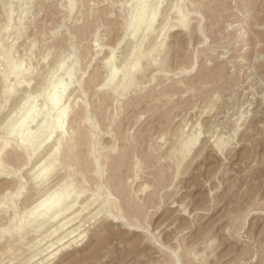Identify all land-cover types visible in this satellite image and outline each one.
<instances>
[{"label": "rangeland", "instance_id": "1", "mask_svg": "<svg viewBox=\"0 0 264 264\" xmlns=\"http://www.w3.org/2000/svg\"><path fill=\"white\" fill-rule=\"evenodd\" d=\"M1 147L0 264H264V0H0Z\"/></svg>", "mask_w": 264, "mask_h": 264}, {"label": "bare ground", "instance_id": "2", "mask_svg": "<svg viewBox=\"0 0 264 264\" xmlns=\"http://www.w3.org/2000/svg\"><path fill=\"white\" fill-rule=\"evenodd\" d=\"M142 6V5H141ZM141 9H143V8H140L139 10H141ZM153 19V18H152ZM183 25V24H182ZM112 72V71H111ZM52 88H53V90H55L54 88V85L52 86ZM53 92V91H52ZM51 92V93H52ZM57 101V98H56V96L54 95V94H51V95H49L48 96V102L50 103V104H54L55 102ZM63 108V107H62ZM58 113V114H57ZM56 114H57V116H56V118L50 123V125H49V129H50V131H52L53 129H54V127L56 128V124L58 125L57 127H60L61 125H60V123H62V122H59V120H58V118H63V116H64V111H62V109H61V111H59V112H57ZM64 119V118H63ZM58 120V121H57ZM59 122V123H58ZM62 127V126H61ZM60 130H61V128H60ZM5 145V144H4ZM3 146V145H2ZM5 147V146H4ZM4 147H1L0 148V153L2 152L1 150H2V148L4 149ZM63 195H60V196H58V197H53V196H51V197H49V198H46V199H44L43 201H41L40 203H38V208L39 207H42L43 206V208H42V210H49V209H52V208H54V210H60V209H62V199H63ZM38 210V209H37ZM42 210H40V212L42 211Z\"/></svg>", "mask_w": 264, "mask_h": 264}]
</instances>
